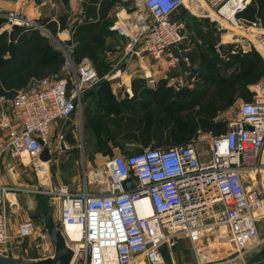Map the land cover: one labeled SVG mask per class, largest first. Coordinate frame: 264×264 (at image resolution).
<instances>
[{
    "label": "built area",
    "instance_id": "built-area-1",
    "mask_svg": "<svg viewBox=\"0 0 264 264\" xmlns=\"http://www.w3.org/2000/svg\"><path fill=\"white\" fill-rule=\"evenodd\" d=\"M120 2L123 6L115 7V21L108 29L127 39L123 52L129 61L162 60L169 71L181 64L190 68L192 46L179 17L182 10L217 22L224 33L220 44L229 46L231 54L255 50L264 61V12L252 21L240 16L252 0H133L128 9L127 0ZM10 16L12 22L16 17ZM56 49L63 59L56 76L35 81V87L13 96H0V131L14 162L27 157L38 167L40 141L49 153L63 155V135L50 144L52 124L80 115L82 95L100 81L91 60L75 57L69 40L57 41ZM139 71L148 87L155 88L161 80L175 93L194 86L187 81L189 73L157 80L146 68ZM124 76L118 69L105 80H117L120 88ZM248 90L250 100L237 107L220 135L198 130L183 145L110 157L95 177L103 178V187L94 179V189L84 180L76 190L60 185L24 191L47 198L73 251L71 264H166L161 249L185 239L196 264H248L246 256L264 245L258 231L264 215V80ZM129 178L136 184L125 187ZM1 190L0 253L12 254L15 239H32L36 259L52 257L50 239L30 219L19 223L12 238L5 206L11 203L6 196L16 190ZM68 227L77 236L67 234Z\"/></svg>",
    "mask_w": 264,
    "mask_h": 264
},
{
    "label": "rangeland",
    "instance_id": "rangeland-1",
    "mask_svg": "<svg viewBox=\"0 0 264 264\" xmlns=\"http://www.w3.org/2000/svg\"><path fill=\"white\" fill-rule=\"evenodd\" d=\"M115 1L117 2L114 5V7L119 6L120 3L118 2H120V0H115ZM33 2L36 5V1L33 0ZM15 3H16L15 0H0V22H1L0 32H6L8 33L7 34L8 37H10L11 35V37L18 39L19 34L21 32H19L15 36L12 34L11 26L14 24L15 21L17 22L20 21V25H16V28L22 27L25 29L32 28V29L40 30L39 24L37 22L35 24H33L32 22L28 23L23 18L17 15V14H20V15L25 14L23 12L24 5L23 4L18 5ZM133 3H134L133 0H127L126 8L128 9L129 7H131ZM11 14L14 15V17H16L15 19L14 18L11 19L12 22L8 20L9 17H12L10 16ZM110 18H109V22H110L109 27L112 26L113 22L115 21L114 15H113V18H112V15ZM190 18L191 17H188V16L182 18L186 26V42L193 47L191 65H190V68H187V72L189 73L187 81L191 80L194 82L193 83L194 86L192 89H196V88L198 89L199 87L202 91L200 92V95H201L200 99L198 100V103L193 107V109L194 110L203 109L204 112L203 114H201V116L205 118L206 120L210 121L211 123H213L215 127H219L221 125L222 126L224 125L226 127L227 123L233 118L237 110V107L244 101L240 98L236 99L235 103L229 109L225 111L219 110L216 112L215 109H212L213 107H217L216 105H220L223 97L218 96L214 93H212V95L208 94L213 89V87H216V85H221L220 80L222 79L221 72L217 70V69H220V67L213 69L212 68L213 66L210 65V57H212L214 53L217 55L220 54L219 56L223 57V55H225L223 51H229V53H231L230 52L231 48L229 47L230 49H228L227 46L225 45L222 46L220 44V40L222 37L221 35H223L224 33H222V31H218L219 25L217 22H215L214 20L211 22V20L209 19H197V18L192 17L193 19L198 21V22H195ZM71 21L72 23L73 22L74 23L83 22L81 18H78V19L71 18ZM67 33L69 34V42L74 44V41L71 38V33H73V31L70 25H69V28L67 29ZM109 33L110 34L107 37H105V41H104V49H105L104 55H102L99 58V61H102V63L105 65V68L103 69V72L101 74L98 72L97 62L91 59L90 57L86 56L91 60L92 65L94 69L96 70L98 77L102 79H106V77L111 75L116 70L120 69L122 72H125L124 77L130 76L129 75L130 73L132 76V80L135 78L143 80V78L140 77L141 74H139V71L134 70V71L129 72L131 70V67H130L131 64L135 65L137 61L132 63L131 60L129 61L128 58L124 56L123 49L127 43V39L120 37L115 32L114 33L109 32ZM217 45L220 46L218 48L219 51L215 49ZM237 53H241V52L237 51L235 54ZM256 54H258V57L260 58V60L263 61L262 59L263 56L260 55L259 53H256ZM242 74H243L242 68H239L236 70L234 76L232 77H235L237 75H242ZM226 75H229V74L228 73L225 74L224 77ZM124 77L122 79H124ZM261 81L262 80L258 82H261ZM160 82H162V80L158 81L155 88L149 87V89L155 90L158 87L162 86L160 85ZM104 83L108 85V90L105 89L101 94L96 91L93 94H90L88 97H85V98L83 97V99H81L82 110H80V112H82V116H81L82 120L81 122L75 121L73 127H76L75 133H76L77 140H79V144L80 142L82 143L85 142L86 149H84V153L82 156L83 158L81 160H79L78 157L76 158L77 162H76L75 167L69 166V164L71 163V162H68L70 158L66 160L67 161L66 163H69V164H66V166L64 167L63 175H62L65 181L63 182H61V180L59 182L57 181L59 184L69 185V182L66 183L67 181L66 177H68L70 172H71V175H72V172H75L74 175H76V178H75V181H73L74 185L72 187L70 186L71 188H76L77 185L82 184L83 181L85 180L88 184L90 183L89 184L90 186L88 187L91 189H94L97 186L96 184L95 185L92 184L94 179L99 180V182L102 183L101 187H103V178L101 177L95 178L98 173L99 174L101 173V168L103 166V161H102L103 159L101 161L94 160L96 158L93 157V154L97 151L103 154V155H100L101 158L102 157L105 158V156L113 157L115 155H125V156L131 155L145 148H155L156 145L159 143H162L161 147L159 148L161 149L166 148L164 146L162 138H160L159 135L149 136V138L146 139V141H140V142L124 140L123 136L119 134V131L116 130L115 126L119 123H126L130 121L131 117L133 116V113L129 110L131 107L130 108L128 107L129 104L132 103L130 99L133 97V92L132 90H130V88H128V85L124 84V82L120 88L115 87L114 92L112 90V87L115 85L117 86L116 82L107 81ZM35 85L36 83H33L27 89L33 88L35 87ZM250 85L251 84H247L246 86V90L248 92H249L248 86ZM163 86L168 88L166 86V83ZM93 89L94 88L90 90H93ZM186 91H190V90L186 89ZM172 93L175 94L173 90H172ZM220 94L224 95V92ZM160 97L158 100H160ZM120 105H122V107H120ZM138 107H140L143 110V112H141V110L138 108L134 109V111L141 112L142 115H144L145 117H147L148 119L152 121V125L159 124L161 120L164 118V116H167L168 117L167 123H171L173 126V119L181 116V114L178 113L177 109L168 110V112L164 111V109L168 107V102L162 109H159V108L156 109V106L147 107L145 105L138 106ZM86 111L90 114L92 118L89 124L86 121V115H85ZM155 128H156L155 126L154 127L152 126L150 133L153 134V130ZM170 128H171V125H170ZM198 130L207 132L206 130L202 128H199ZM165 136L167 135H163L162 137H165ZM8 153H9V150L6 148V140H5L4 133L0 131V197L1 196L5 197V195L1 193L2 187L4 188L12 187L10 181L7 179L9 176L8 174L6 175V172H7L6 169L11 166L15 167L16 171L17 170L23 171V175H20L19 177H22L24 181H22V179L20 181L18 180V183L24 182L23 186H19V188L21 189H26L28 191H32V190L34 191L37 189H41L42 187H46L48 183H49V186L58 184V183H54L53 181H50L48 174L45 175L43 179H40L39 173H38L40 169L39 166L38 167L33 166L32 162L27 157H23L22 161L14 162L11 160L10 154L8 158ZM73 156H76V154H73L72 157ZM6 197L7 199L8 198L11 200L13 199L11 196H6ZM17 201L21 207L19 214L25 215L26 217H30L28 219L32 220L34 223L37 224V222L31 218L32 216H30V214L35 215V210L33 211L28 210L27 209L28 203L31 204L32 207L34 208L36 207L39 210V215L37 212L35 216V217L39 216V220H41L42 211L46 210L51 213L54 220L56 221L55 213L49 208L47 199L41 196L40 194H32L30 192H25V193L20 192L19 195L17 196ZM6 205H8L7 202H6ZM12 248H13L12 255L16 257L25 258L26 256L29 255L28 252L25 253V250L28 249V244L26 243V241L23 242V241H19L15 239L12 242ZM246 260L248 264H264V245H262L257 250L250 252L246 256Z\"/></svg>",
    "mask_w": 264,
    "mask_h": 264
},
{
    "label": "trees",
    "instance_id": "trees-1",
    "mask_svg": "<svg viewBox=\"0 0 264 264\" xmlns=\"http://www.w3.org/2000/svg\"><path fill=\"white\" fill-rule=\"evenodd\" d=\"M116 2L115 0H86L83 4V14L78 17L83 22H73L71 24L68 22L67 17L63 16L58 19L57 23L47 22L39 24V26L47 30L46 34L37 29L17 27L12 29V34L15 36L19 32L21 33L18 39H15L11 35L8 37V33L6 32H0V96H13L17 91L27 88L35 81L58 74L63 59L56 49L57 33L67 31L69 25L73 31L71 38L74 41L73 50L75 57H90L97 62V69L101 74L105 65L102 61H99V58L105 52L104 38L110 34V31H108L110 23L108 14L111 11L113 12ZM118 3L122 4L121 2ZM263 12L264 0H252L251 5L240 16L243 19L252 21L257 17H262ZM186 16L191 17L182 10L179 15L180 19ZM193 18L191 17L190 19L198 22ZM227 48L230 49L229 46ZM223 53L225 54V58L215 53L210 57L212 68L216 69L220 67L221 70H217L222 74L221 85H216L208 93L211 95L214 93L223 97L220 105L212 108L216 112L229 109L236 99L240 98L243 101H249L251 94L246 90L247 84L264 80V62L256 54L258 53L257 51L251 50L245 54H231L229 51H223ZM239 68H242L243 74L232 77ZM227 73L229 75L224 77ZM104 82L107 81L100 78L99 83L94 89L85 92L82 95V99L96 91L101 94L105 89L108 90V85ZM164 84L165 82L162 81L160 82L162 86L151 90L144 80L135 78L131 81L130 90L133 92V97L130 99L132 103L129 101L130 104L128 106L131 108L128 109L133 113V116L130 121L119 123L115 126L124 140L140 142L146 141L149 136L159 135L162 138L164 146L169 148L186 144L187 141H190L195 136L199 128L211 131L215 135L225 132L226 127L224 125L215 127L213 123L201 116L204 112L203 109H193L200 99V92H202L198 85V89L186 91L184 88L180 93L173 94L170 88L163 86ZM222 92H224V95L220 94ZM159 97L160 100H158ZM167 102L168 107L164 111L168 112V110L177 109L178 113L181 114L180 117L173 119V126L171 123H167V116H164L159 124L152 125V121L142 115L141 112L143 110L138 107L145 105L147 107L156 106V109H162ZM136 108L140 109L141 112L134 111ZM85 115L86 121L89 124L92 118L87 111ZM152 126L156 127L153 130V134L150 133ZM163 135L167 136L162 137ZM161 144H157L155 148L161 147Z\"/></svg>",
    "mask_w": 264,
    "mask_h": 264
},
{
    "label": "crops",
    "instance_id": "crops-1",
    "mask_svg": "<svg viewBox=\"0 0 264 264\" xmlns=\"http://www.w3.org/2000/svg\"><path fill=\"white\" fill-rule=\"evenodd\" d=\"M15 1H16L15 4H18V5L23 4L24 5V11L23 12L25 14H22V15L17 14V15L20 16L21 18H23L28 23H31V22L33 24H35L36 22L38 24L47 23V22H56L57 23V21L60 17L65 16V17H67L68 22H70L72 24L71 18H78V17L82 16L83 4L86 0H68L69 6H70V12H67L65 10L64 6L61 3V0H35L36 5L34 4L33 0H15ZM121 5L123 6V3L120 4V6ZM115 10L116 9L114 7L113 12L111 11L108 14L109 18L111 17V15L113 16V13L115 12ZM14 26L15 25H12L11 28L14 29L13 28ZM39 28L41 29L42 33H45V34L47 33V30L44 27L39 26ZM67 40H69V34L67 33V31L57 33V41L58 42L59 41H67ZM192 52H193V47L191 48L190 59L192 58ZM136 61H137L136 59L131 60L132 63L136 62ZM130 67H131V70L129 72L134 71V70L139 71L140 67L146 68L149 72H151V74L157 80H161L164 75L174 74V75H182L184 77L188 73L187 68L184 64H181L176 70L169 71L167 69L166 63L162 60L155 62V61L149 59V60H146L145 62H142V63L136 62L135 65L131 64ZM139 74H140V71H139ZM129 75L130 76L124 77V79H122V80H124L123 81L124 84L128 85V88H130V84H131V80H132V76L130 73H129ZM114 82L117 83V80ZM115 87H118V86L115 85L112 87L113 92H114ZM81 110H82V108H81ZM81 116H82V112H80V115H78V113H76L68 121L57 120L55 123L52 124L51 134L49 137V141H50L51 146L55 142H57L60 135H63L67 149L63 155H54L53 152L49 153V155L51 156V159L49 160V162H46V163L41 162V164L39 166L40 169H39L38 173H39L40 179H43V177L48 174L50 181H53L54 183H58L61 180V182H63V181H65V179L62 176L63 175V169L66 166V164H69V163H66L67 162L66 160H68L70 158V160L68 161V162H71L69 164V166L75 167L76 162H77L76 158L78 157L79 160H81L83 158L82 156L84 153V149H86V147H85L86 143L80 142V144H79V140H77L76 133H75L76 127H73L75 121L81 122V120H82ZM69 134H71V135H69ZM73 154H76V156L72 157ZM77 154H78V156H77ZM100 155H103V154L98 152V151L95 152L93 154V157L96 159H94V160L95 161H97V160L101 161L103 159L102 161L104 163L108 158H110L108 156L107 157L105 156V158L104 157L101 158ZM8 158H9V153H8ZM3 169H5V168H3ZM1 170H2V168H1ZM6 171H7L6 175L8 174V176H9L7 179L10 181L12 188H14L16 190V192H14L13 194L7 195V196H11L13 198L12 199L13 201L8 198L11 201V203H10V205L5 206V210H6L7 215H8V231H9V234L14 239L13 236L15 234L16 228L19 225V223L26 221V220H29L28 218H30V217H26L25 215L19 214L21 207L17 201V196L19 195V193L24 192V191H28V190L19 188V186L24 185V182L18 183V180L20 181L22 179V181H24V179L22 177H19L20 175H23V171H20V170L16 171L15 167H12V170H9V167H8L6 169ZM9 174H11V175H9ZM74 174H75V172H72V175L70 172L68 177H66V180H67L66 183L69 182V185H64V184L58 183L57 185L49 186V183H48L47 184L48 187L46 186V187H42V188L47 189L49 187H57L60 185H64V186H67L68 188H70L71 190H76L77 187L71 188L74 185L73 181H75V178H76V175H74ZM25 175H27V174H25ZM71 181H72V183H71ZM41 196L45 197L44 195H41ZM1 198H3V197L1 196L0 199ZM48 206H49V204H48ZM6 207H7V209H6ZM35 208L32 207L31 204L28 203L27 209L32 210V211L35 210V215L30 214V216H32L31 218L37 222L36 225L38 227L42 228V217H43V213L46 210L42 211L41 220H39V216L35 217L37 212L39 215V210L37 208L36 209ZM49 208L53 211V209L51 207H49ZM263 228H264V215L262 213V219L259 220V227H258L259 234L262 237H264V229ZM24 241H26V243L28 244V249L26 251L29 253V255L25 257V259H36V253L31 249L32 239L23 240V242ZM161 253H162L164 260L166 261V264H196L195 254L191 249L190 242L186 239L185 240H179L173 248L168 249L166 247H163L161 249ZM138 264H146V263L141 261Z\"/></svg>",
    "mask_w": 264,
    "mask_h": 264
},
{
    "label": "water",
    "instance_id": "water-1",
    "mask_svg": "<svg viewBox=\"0 0 264 264\" xmlns=\"http://www.w3.org/2000/svg\"><path fill=\"white\" fill-rule=\"evenodd\" d=\"M61 3L65 10L70 12L69 1L61 0ZM13 28H16V25ZM40 144L43 146V150L40 154L39 160L43 163L49 162L51 159L49 150L43 145L42 141H40ZM131 184L135 185L136 180L129 178L124 182L125 187H128ZM42 228L53 245L54 252L52 257L46 259H25L23 257H16L11 253H0V264H71L73 251L67 245L59 224L54 220L50 212H45L43 214Z\"/></svg>",
    "mask_w": 264,
    "mask_h": 264
},
{
    "label": "bare ground",
    "instance_id": "bare-ground-1",
    "mask_svg": "<svg viewBox=\"0 0 264 264\" xmlns=\"http://www.w3.org/2000/svg\"><path fill=\"white\" fill-rule=\"evenodd\" d=\"M40 166V165H39ZM65 232L67 233V234H69L71 237H74V236H77V231H75V229H73V228H70V227H68V228H66L65 229Z\"/></svg>",
    "mask_w": 264,
    "mask_h": 264
}]
</instances>
